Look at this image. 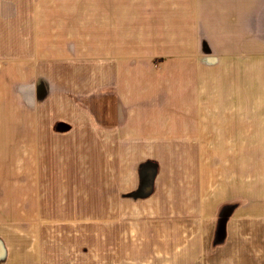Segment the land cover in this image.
<instances>
[{
	"label": "crops",
	"instance_id": "0c3cea01",
	"mask_svg": "<svg viewBox=\"0 0 264 264\" xmlns=\"http://www.w3.org/2000/svg\"><path fill=\"white\" fill-rule=\"evenodd\" d=\"M24 1L26 8L30 0ZM152 2L35 0L29 10H24L22 0H0V112L3 106L1 115L6 120L8 67L2 58L26 61L18 74L28 76L23 80L20 76L13 89L23 111L36 115L43 94L40 90L45 84L39 86L31 74L38 72L37 62L46 61L50 81L43 111L50 113L53 121H74L80 129L78 135L89 137L88 148L83 152L88 163L82 149L74 162L79 163L82 172L88 168L107 178L94 181L89 188L96 194L94 200L99 202L101 213L104 207H110L111 213L105 215L113 217L108 263L200 264V258H208L204 256L207 238L216 233L212 223L215 204L207 199V181L212 176L209 163L203 167L199 155L208 157L216 151L214 142L209 143V137L216 135L214 127L209 126L214 118L200 115L198 70L180 61L156 63V57L183 56L180 43L178 52H169L170 40L166 37L179 35L180 42L183 20L182 14L179 20L174 11L169 14V9L176 7L170 6L174 4L172 0L154 1L158 9L164 8V14L152 12ZM260 2L257 0L254 6L255 16ZM200 8L203 9L200 0H192L190 18L196 26L203 15ZM233 9L238 10L241 25L251 23L246 0L236 1ZM168 14L170 24L179 27L167 30ZM88 57L98 59L94 63L92 59H80ZM64 58H75L73 66ZM83 119L92 120L93 126L83 128ZM31 132H38L37 128ZM32 133L26 139L27 143L30 140L31 153L38 150V134L33 139ZM201 137L208 138L205 144H200ZM5 144L4 139L0 149L5 151ZM1 160L7 162L6 153L0 156ZM148 163L156 165L152 188L148 193H136L146 181L143 168ZM2 175L0 171V179ZM37 177L33 178L36 189L31 177L29 195H36ZM104 186L108 189L106 194ZM0 194L2 208L11 209L8 202L17 200L18 192L10 191L2 180ZM171 217L173 225L163 224V218ZM0 239L4 245L3 236ZM31 253H17L13 259L5 254L0 257V264H38L40 261Z\"/></svg>",
	"mask_w": 264,
	"mask_h": 264
},
{
	"label": "rangeland",
	"instance_id": "374dc122",
	"mask_svg": "<svg viewBox=\"0 0 264 264\" xmlns=\"http://www.w3.org/2000/svg\"><path fill=\"white\" fill-rule=\"evenodd\" d=\"M34 1L30 0L25 8L26 1L22 0L24 10H29ZM152 1V12L164 14V8L158 9L154 2L157 0ZM172 1L174 4L170 6L176 7L169 9V14L174 11L178 20L182 14V33L180 42L179 35L176 38L166 34L170 40L167 47L169 52L175 53L180 43L183 56L156 57V63L180 61L198 70L200 115L213 116L214 121L209 126L212 125L216 133L209 137L216 151L207 154L208 157L199 154L203 167L209 163L212 177L208 178L209 183L207 181V199L213 200L216 208L212 222L216 233L206 237L209 250L206 248L204 256L208 258H200L199 263L264 264V0L259 3L257 16L254 8L257 0H246L251 19L247 26L239 23L238 10L233 9L239 0H200L203 15L198 26L191 24L192 0ZM169 14L167 30L179 27L170 24ZM74 59L64 58L71 66ZM80 59H92L94 63L98 58ZM2 61L8 67V90L6 120L1 115L3 106L0 112V145L4 139L6 141L5 151L0 149V156L6 153L7 162L0 161L3 174L0 181L7 182L10 191H17L18 198L8 202L12 205L9 210L8 206H5L7 210L2 208L4 202L0 199V235L6 246L0 243V257L6 254L13 259L17 253L26 256L33 252L34 258L40 261L38 264H109L112 252L110 220L113 217L105 215L111 213L110 207H104L101 213L99 202L94 200L96 194L89 188L94 181L107 178L88 168L82 172L79 163L74 162L82 149L84 161L88 163L83 152L88 148L89 137L78 135L80 129L72 119L53 121L50 113L43 111L46 109V85L50 81L46 61L37 62L38 72L31 74L39 86L45 84L40 90L43 94L38 100L37 115L23 111L13 89L20 76L21 80L28 76L18 74L21 65L25 68L26 61L19 58L13 61L11 57L2 58ZM85 76L84 73L83 78ZM82 122L86 130L94 124L92 120L83 119ZM36 128L38 132L32 133ZM31 133L33 139L34 134H38V150L33 153L29 151L30 140L26 142ZM207 139L199 138L200 144H205ZM193 156L195 154H191ZM154 165L144 166L146 181L136 193H148L152 188ZM36 176V195H29L31 177L35 179ZM160 187L166 188L164 184ZM104 190L106 194L105 186ZM171 219L174 217L163 218V224L173 225ZM218 229L221 231L217 232Z\"/></svg>",
	"mask_w": 264,
	"mask_h": 264
}]
</instances>
